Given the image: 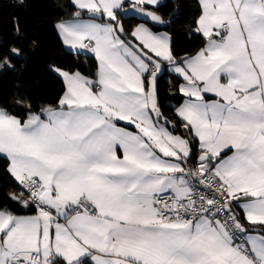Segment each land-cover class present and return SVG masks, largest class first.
I'll use <instances>...</instances> for the list:
<instances>
[{
  "label": "snow or ice",
  "instance_id": "6c2138e0",
  "mask_svg": "<svg viewBox=\"0 0 264 264\" xmlns=\"http://www.w3.org/2000/svg\"><path fill=\"white\" fill-rule=\"evenodd\" d=\"M71 4L55 28L95 72L51 64L55 103L0 102L18 185L0 197V264H264V0H198L205 43L183 55L154 30L161 0ZM23 55L0 49V72Z\"/></svg>",
  "mask_w": 264,
  "mask_h": 264
},
{
  "label": "trees",
  "instance_id": "16d2710c",
  "mask_svg": "<svg viewBox=\"0 0 264 264\" xmlns=\"http://www.w3.org/2000/svg\"><path fill=\"white\" fill-rule=\"evenodd\" d=\"M160 8V14L170 23L158 27L156 31H166L172 39L177 55L192 54L201 48L205 41L195 33V20L200 12L198 0H166ZM75 9L71 0H0V49L16 46L24 55L14 61L16 71L0 72V102H7L13 112H19V106L12 104V99L20 95L32 102L34 107L53 104L61 94V80L48 71L51 64L63 68L80 70L85 75H92L96 70V60L89 54H77L68 51L55 29V23L72 17ZM175 13V15H173ZM18 21L20 34L17 36L13 26ZM137 18H130L126 23H137ZM174 78L171 74L162 76L159 82L160 100L165 114L171 116L172 104L179 96L171 91ZM7 161L0 155V197L10 191L18 190V185L6 171ZM18 214L28 213L17 205Z\"/></svg>",
  "mask_w": 264,
  "mask_h": 264
},
{
  "label": "crops",
  "instance_id": "0c3cea01",
  "mask_svg": "<svg viewBox=\"0 0 264 264\" xmlns=\"http://www.w3.org/2000/svg\"><path fill=\"white\" fill-rule=\"evenodd\" d=\"M166 0H161V2L162 3H164ZM72 17H69V18H64V19H61V20H65V21H67V20H70ZM61 20H59V21H61ZM59 21H57L56 23H55V25L59 22ZM56 29V28H55ZM56 31H57V29H56ZM166 32V31H165ZM57 33H58V31H57ZM169 34V33H168ZM59 35V34H58ZM60 37V36H59ZM61 39V38H60ZM62 41V40H61ZM63 46L65 47V49L66 50H68V51H71V52H73V53H76L74 50H72V49H70V48H68L67 46H65L64 44H63ZM178 103V102H177ZM177 103H173L172 104V108L174 109V107L177 105ZM121 126H123V122H121ZM24 214H30V213H24ZM24 214H22V215H24Z\"/></svg>",
  "mask_w": 264,
  "mask_h": 264
},
{
  "label": "water",
  "instance_id": "95a60500",
  "mask_svg": "<svg viewBox=\"0 0 264 264\" xmlns=\"http://www.w3.org/2000/svg\"><path fill=\"white\" fill-rule=\"evenodd\" d=\"M170 1H175V0H170ZM163 26H165V25H158V27H163Z\"/></svg>",
  "mask_w": 264,
  "mask_h": 264
}]
</instances>
